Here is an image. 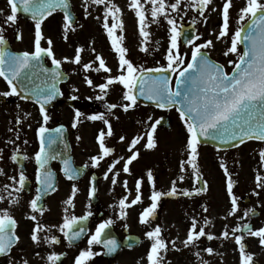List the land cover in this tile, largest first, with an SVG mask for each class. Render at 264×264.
<instances>
[{"label":"snow or ice","instance_id":"6c2138e0","mask_svg":"<svg viewBox=\"0 0 264 264\" xmlns=\"http://www.w3.org/2000/svg\"><path fill=\"white\" fill-rule=\"evenodd\" d=\"M7 4L10 7V13L6 15L4 24L9 26L16 25L18 13L21 9L25 14L30 15L34 22V50L20 53L8 50V40L4 34L5 28L0 26V77L6 81L10 89L0 93V96H19L21 99H28L30 95H35L36 103L40 105L44 124L37 131L40 146L34 156L37 165L36 181L39 187L36 190L37 195L30 201V208L34 214L27 218L36 222L30 236L33 243L37 246L47 244L51 247L60 244L61 239L56 235L41 236L40 233H47L49 229L39 223L35 213L43 215L44 209L39 205V202L49 191H55V174L48 164L50 160L56 159L57 156L52 155L50 152L51 145L55 143V140L51 135L46 137V133H49L50 130L44 126L49 120V116L45 111V104L54 99L56 93L59 92L56 87V81L61 78L59 70L62 61L55 57L51 38L46 41L47 47H42L41 42L45 39L42 25L57 10L62 11L64 38L66 40L67 33L75 30L73 24L76 21L70 11L69 0H7ZM211 4L212 0H174V2H171V0H129L128 7L137 18L139 35L143 38L141 51L148 52L147 45L150 42L151 33L147 29L150 23L159 24L161 18H163L167 22L170 32L169 47L165 54L166 65L154 68H138L127 58L128 49L123 44L124 21L121 8L113 0H84L85 16L91 14L88 11L89 7L103 6L102 26L111 41L112 49L118 54L119 60L118 71L120 74L117 76L109 75L105 83L96 85L100 93H102L96 99H104L109 88L112 85L119 84L125 90L123 92V100L127 101V103H123L119 107H122L125 112L137 106L139 97L151 101L159 109L175 108L188 134L186 141L188 158L186 161L181 162V172L185 171L186 166H190L194 183L203 184V187L189 191L187 189H178L177 182L174 180L170 191L167 193L156 191L154 177L151 170H149L147 176L153 188L150 197L152 202L149 207L141 212L139 217L141 224H150L151 219L155 217L162 196L175 197L182 195L192 197L207 191V181L203 180L198 165V146L202 140H218L221 144L235 147L245 143L247 140L255 139L264 142V0H246L245 5L240 9V27L232 34L230 47L223 53L225 57L230 54L237 57L236 60L228 61V64L232 67L231 72L227 71L223 64L213 62L209 58V54L204 51L214 46L211 39L203 43H196V41L201 39L200 35L188 37V34L183 32V28L177 26L176 16L173 15V13L179 15L182 7H187L196 11L200 17H205V11L208 10ZM231 7L232 0H226L222 8L223 23L216 37L217 40H222L229 35V10ZM212 10L215 11L214 8ZM97 19H100V17H97ZM245 21H248V23H243ZM204 22H207L206 17ZM118 31L121 33L120 35L117 34ZM182 33L192 49L191 59L187 63L186 54L182 55L179 50ZM16 39H22V34L17 33ZM241 44L244 45L242 52L239 50ZM82 52L83 48L78 47L74 57L71 59L64 57L63 62L81 64ZM93 52H95L94 48ZM44 57L51 58V62L55 66L51 69L50 81L44 80L42 82L44 86L35 85L29 90L28 85L34 83L32 76L37 73L50 72L44 66ZM95 61L99 62L98 67L94 68L93 63H85L83 64V70L85 72L90 70L100 72L103 70L105 73H111V68L106 65L105 60L100 55L95 56ZM154 73H159L160 75H152ZM173 75L175 76V87L172 85ZM25 81H27V84H25ZM86 82L89 86H93V81L87 77ZM22 93L26 94L22 95ZM71 99L75 100L77 97L73 96ZM106 107L111 113L118 105L112 103ZM82 115L80 111L75 113V119L72 123L73 128L77 127ZM86 118L90 121H102L107 129V131L104 129L99 131L97 136L99 154L91 157V166L98 167L102 160L112 155L115 151L113 148L106 146L105 143L106 137L113 136V126L104 113L89 115ZM148 120L151 121L152 117H148ZM161 120L162 118L156 119L149 125V130L146 133L147 142L144 145L146 149L150 150L157 147L155 134L157 126L161 124ZM55 131L62 135L64 129L61 127L55 129ZM77 139H80V137H77ZM119 139L123 142L125 137L121 136ZM143 139L144 136H137L131 140L128 147L131 155L127 159L124 157L114 159L104 174L105 179H108V173H113L112 184L115 185L117 183L119 172H113V170L121 160H124L122 171L130 174V165L140 155L139 151L134 149ZM16 151L18 152L19 150L17 149ZM259 156L261 165H264V149L260 150ZM11 159L15 162L18 157L14 154ZM22 159H28V157L24 156ZM63 165L62 170L68 180H76L81 175V170L72 167L69 159H64ZM87 167V164L84 165V168ZM220 167L224 170L227 177V191L231 197L229 215L234 216L239 211V206L237 197L233 195V181L226 165L221 163ZM3 174V169H0V175ZM184 178V175L178 177L181 182H183ZM9 179L13 182L12 185L5 184L3 188L7 191V196L12 198L10 203L17 204L20 199L19 194L26 190L28 178L21 171L18 180L15 176L9 177ZM255 179L257 187L264 188V176L258 173ZM94 180L95 177H93ZM142 183V180L136 181V195L130 203L126 196L120 199V219L127 217L128 213L126 210L128 208L142 202ZM124 187L127 189V181L124 182ZM78 191L79 189L73 184L72 194L65 201L67 206H75L74 198ZM95 194L96 188L93 183L89 191V200ZM5 200L6 197L0 195V202ZM207 210V207H204V211L207 212ZM64 211L67 213L68 207ZM250 215H255V209L245 210L241 219H247ZM91 216V211L79 217L66 214L63 217V223L53 227H57L69 245H71L88 234L85 222ZM113 223L112 219H108L96 226L94 233L88 236L87 247L82 249L79 255L75 257L74 264H88L95 255H98L92 250L94 245H102L109 254L116 252L119 247L117 240L106 237V229H109ZM210 223L211 221L205 218L204 224L201 226L197 218L193 216L186 239L182 241L183 245L186 248L195 246L202 237H206L208 240L217 239V237L205 230ZM17 226V220L7 209L0 210V255H9L13 247L19 243L20 237L16 232ZM246 235L257 238L259 246L264 248V227L256 229L251 223L242 225L238 223L236 227L230 230L225 225L220 238L224 240L234 239L239 251L240 264H255L253 253L247 250ZM145 236L151 242L146 256L147 264H164L163 254L169 250V247L162 237L161 227L157 225L151 228V230L145 232ZM171 244L173 248L176 247L175 241H172ZM204 251L209 255L214 254L212 247H207ZM36 255L39 256L40 253H36ZM61 255L55 251L48 254L46 257L48 264H57L61 260ZM195 255L199 257L200 253L197 252ZM8 264H15V262L9 260ZM23 264H28V260H23ZM201 264H209V262L201 258Z\"/></svg>","mask_w":264,"mask_h":264},{"label":"flooded vegetation","instance_id":"af4514ba","mask_svg":"<svg viewBox=\"0 0 264 264\" xmlns=\"http://www.w3.org/2000/svg\"><path fill=\"white\" fill-rule=\"evenodd\" d=\"M215 1L221 6L226 2V0ZM215 1L213 0L212 2L215 3ZM76 2V11L78 13L76 14L75 25H73L75 30L67 33L66 40L62 24H60V22L62 23L63 15L57 13L49 17L42 25L43 34L45 35L42 47H47L46 41L48 38H51L56 43L55 45L61 47V52L55 51L54 48L53 51L55 57L62 61L60 72L67 79L60 86L61 93L58 100H55L54 104L45 110L49 116V120L44 126L54 130L61 127L65 129L70 145L72 167L80 169L81 175L76 180H68L62 170L63 163H51L50 168L54 172L56 179L55 191H52L44 198L42 203L44 209L43 215L41 216L39 213H35V215H37L39 223L49 229L47 233L42 232L40 235H56L60 237L61 243L51 247L47 244L37 246L30 238L36 222L27 217L34 214L30 208V201L37 195L36 190L39 187L36 181L37 165L34 159L35 153L39 150L40 146L39 137L37 132H35L36 129H34L33 143L35 144H29L31 141L29 130L26 131V129L21 128L22 122L17 115L18 113L15 114L10 107L16 100L22 103L28 101L20 100L17 96H0V113H2L0 115V131L4 135H7L5 138L6 147H0V169H3L4 172L3 175H0V195L6 197L5 201L0 202V210L7 209L17 220L18 226L16 232L20 237L19 243L13 247L9 255H0V264H8L9 260L14 261L15 264H23V260L25 259L28 260V264H48L46 257L53 251L62 254L61 260L57 264H74L75 257L79 255L82 249L87 247L88 236L94 233L99 223L108 219H112L114 223L109 229H106V237L115 238L119 247L116 252L109 254L102 245H94L92 250L98 253V255H95L88 264H147L146 256L151 242L145 236V232L157 225L161 227L162 237L169 247V250L163 254L164 264H201V258L208 261L209 264H240L239 251L234 239L224 240L220 237L225 225L228 226L229 230L236 227L238 223L240 225L251 223L256 229L264 227V188H258L256 184L254 167L256 166L257 159H253L252 152L249 149L252 143H243L242 146L232 148V150H219L210 146L212 151L219 155V158L224 156L221 163L226 165L231 175L233 195L237 197L239 206V211L236 215H229L231 197L227 191V177L224 170L213 161L207 163L206 166L199 164L202 158L201 154H199V171L203 180L207 181V191L192 197L182 195L175 197L162 196L155 217L151 219L150 224H141L139 222L140 214L152 202L150 197L153 188L148 180V171L151 170L153 174L155 190L167 193L171 189L172 181L175 180L174 177L178 170L170 169L172 158L165 157V155L163 157V160H165L163 165L167 169H162L161 160L158 158L159 138L157 137V131L155 134L157 147L150 150L144 147L147 142L146 133L149 130V125L157 119L154 115L156 109L154 106H142L137 101L136 107L130 108L125 112L122 107H119V105L127 103V101L123 100V92L125 90L119 84L112 85L104 99H96L97 96L102 95L96 85L105 83L109 75L117 76L120 74L118 71V54L112 49L111 41L102 26L103 6L89 7L88 11L91 14L85 16L84 0H76ZM113 2L122 10L124 21L123 44L128 49L127 58L138 68L161 66L163 63L162 59H164L166 54L165 48L157 50L159 53V64L153 66L151 63L150 42L147 45L148 52L141 51L143 38L139 35L137 18L128 7L129 0H113ZM171 2H174V0H171ZM210 6L212 4L209 5V8ZM73 9L75 10L74 4ZM205 13H207V10ZM173 15L176 16L177 14L173 13ZM97 17H100V19H97ZM210 17L214 19L215 15L211 13ZM150 19L149 15V21ZM176 19L177 25H179L181 21L178 17ZM164 22L161 19L159 24L150 23L149 28L155 27L161 29ZM190 24L197 23L190 22ZM2 26L5 28L4 34L8 40V48L12 51H20L18 45L22 42V39H16L17 33H21V27L18 22L13 26L7 24H3ZM26 26L31 29V33L34 32L33 23L28 22ZM117 34L120 35L121 33L118 31ZM29 47V49L24 51H33L34 43L30 44ZM78 47L83 48L81 64L63 62L64 57L73 58ZM93 48L95 52H93ZM96 55H100L105 60L106 65L112 70L111 73H105L103 70L100 72L91 70L85 72L83 70V64L85 63H93L94 68L98 67L99 62L95 61ZM226 66L227 70L230 67L228 62ZM45 67L48 69L55 67L51 62V58L46 57ZM86 77L93 81V86L87 84ZM39 82L40 78L38 79V85H40ZM9 90L6 81L0 77V93ZM73 96L77 97V99H71ZM112 103L117 104L118 107L110 113L106 106ZM35 107L39 110L38 120L40 122L38 124H44L40 106L35 105ZM77 111H80L83 115L77 127L73 128L72 123ZM97 113H104L113 126V136L106 137L105 143L106 146L113 148L115 151L112 155L102 160L98 167H92L91 157L99 154L97 142L99 131L101 129L107 131L102 121H90L86 118L89 115ZM148 117H152V120L149 121ZM11 125L15 126L14 133L20 139L17 143L9 145L7 139H12L11 135H13L10 130ZM158 128L159 126H157V130ZM121 136L125 137L123 142L119 139ZM137 136H144V139L134 149L135 151H139L140 155L130 165V174L122 171L124 160H121L116 165L113 172H119V176L117 177V183L113 185V173H108V179L104 178V174L114 159L119 157L127 159L131 155L128 147L131 140ZM77 137H80V139H77ZM60 138L61 134H56V139ZM0 140L2 139L0 138ZM200 146L203 145H199L198 148ZM204 147L210 148L209 146ZM17 149L19 150L18 152L16 151ZM14 154L18 157L15 162L11 159ZM165 154H167V150ZM209 155L215 157L213 152ZM24 156H27L28 159H22ZM187 158L188 154L182 161H186ZM86 164L88 167L84 168ZM185 169L187 178L183 182H177V188L192 191L194 188L203 187L202 183H194L191 167L186 166ZM21 171L28 178L26 190L19 194V203L11 204L10 200L12 198L7 196V191L4 190L3 186L5 184L12 185L13 182L9 177L15 176L18 180ZM93 177H95L94 181ZM162 177H170L171 182L168 184L167 181L162 180ZM137 180L143 181L141 186L142 202L128 208L126 210L128 213L127 217L120 219L119 201L126 196L130 203L135 198ZM125 181H127V189L124 187ZM93 183L96 188V194L89 200V191ZM73 184L79 189L74 198L75 206L64 207L63 203L72 194ZM166 188L169 189L166 190ZM101 198L103 199L101 200ZM66 207H68L67 213L64 211ZM204 207H207V212L204 211ZM247 209H255V215H250L249 218L242 220L241 217ZM88 211L92 212V216L85 222L88 234L69 245L58 228L53 226L62 224L63 217L66 214L79 217L85 215ZM193 216L197 218L201 226L204 224L205 218L211 221L205 230L213 234L217 239L208 240L206 237H202L197 241L195 246L186 248L182 241L186 239ZM172 241L176 242L175 248L172 247ZM245 243L248 251L250 250V245L255 247L257 255H260L261 264H264V248L259 246L258 239L246 235ZM207 247L214 249L213 255H209L204 251ZM197 252L200 253L199 257L195 255ZM36 253H40V255L37 256ZM255 264L260 263L255 261Z\"/></svg>","mask_w":264,"mask_h":264},{"label":"rangeland","instance_id":"374dc122","mask_svg":"<svg viewBox=\"0 0 264 264\" xmlns=\"http://www.w3.org/2000/svg\"><path fill=\"white\" fill-rule=\"evenodd\" d=\"M72 2L74 4L75 12H77L76 11L77 2L76 0H72ZM245 3H246V0H233L232 7L229 10L230 12L229 35L223 38L222 40H217L216 38L219 34L220 28L223 23V18H222L223 6L217 3V1H215V3L212 2V6H210V8L207 10V13H205V17L207 18L206 23L204 22L205 17H200L198 13L192 9H188L187 7H182L181 13L179 15H176V17H178L181 21L179 25L177 26L180 27L181 23L182 24L190 23V22L193 23V21H195L197 23L194 25L195 29H197L196 35H200L201 37V39L196 41V43L198 44L203 43L204 41L211 39L213 41L214 46L204 51L208 52L214 60H218L219 62L223 63L225 68H227L226 63L229 60H236L237 57L232 54L225 57L223 53L230 47L232 34L240 27L241 22L239 21V12H240V9L245 5ZM213 8L215 9V11L212 10ZM9 13H10V7L7 4V0H0V25L1 26L4 24V19L6 15ZM211 13L215 15L214 19H211L210 17ZM18 24L21 27V34H22V42L18 45V47L20 48V51H24L30 48L29 47L30 44L34 43V32L32 33L30 32L31 29L26 26L28 25V22L26 20H22L19 16H18ZM60 24H62V28H63V20H62V23L60 22ZM147 30L151 33L150 38H149L150 39V52L152 53L151 63L153 64V66H155L156 64H159L158 62L159 53L157 52V50L158 49L163 50V48H165V51H167V48L169 47V36H170L169 26L167 25V22L165 21L161 29L150 27ZM42 32H43V28H42ZM44 38H45V35H44ZM41 44H43V40ZM55 44L56 43L53 41L54 50L57 52L58 51L61 52V47ZM179 44H180L179 50L181 54L182 55L186 54V63H187V61L191 59V50H192L191 45H185L184 47L181 44V40ZM62 50H63V47H62ZM239 50L242 52V48L240 46H239ZM162 62H163L162 65H166L167 61L165 57L164 59H162ZM230 69H232L231 66L228 67L227 70L230 71ZM174 80H175V76H174L173 81ZM10 107L12 111H14L15 114L18 113L17 115L18 117H20L21 122H22L21 128L26 129V131L29 130L30 132L29 138L31 139L29 144H35L33 143L34 129H36L35 132H37L39 127L43 125V124H38L40 122L38 120L39 110L31 103H28V102L22 103L21 101H17V100L13 104H11ZM1 114L2 113H0V115ZM154 115L157 117V119L165 118L166 116L171 119V126H172L171 129L165 130L164 128L159 127L157 130V134H158L157 137L159 138L158 158L161 160V165H162L163 170L167 169V167L163 165L165 161L163 160L164 155L165 157L172 158L170 169L178 170L174 179L176 182L180 183L178 179L180 175H184V177L187 178L186 171L181 172V167H180L182 159L186 157V155L188 154L186 151V141H187L188 134H187L185 125L183 121L180 120L179 114L176 110H172V111H168L164 113L156 108ZM14 127H15L14 125L13 126L11 125L10 127V130L12 131L13 135H11L12 139H7L9 142V145L11 143H17V141L20 139L17 137L18 135L14 133L15 131ZM6 137L7 135H4L2 131H0V138L2 139L0 140V147L2 146L6 147V144H5ZM249 149L252 152L251 155L253 159H257L256 166L254 167L255 175L259 173L260 175L264 176V165H261L260 156H259L260 150L264 149V144L253 142L249 146ZM166 150H167V154H165ZM198 151L202 157L199 164L203 166H206L207 163H211V161L216 162L217 165H220L221 160L224 157L222 155L223 157L219 158L218 157L219 155L215 153L214 151H212L211 147L208 148V147L200 146V148H198ZM209 152L210 153L213 152V155L215 157L210 156ZM240 157L242 158V156ZM162 180L167 181L168 184L169 182H171L170 177H162ZM168 189L169 188H166V190ZM102 199L103 198H101V200ZM63 206L64 207L67 206L65 202L63 203ZM249 251L253 253L255 261L261 264L260 255H257V251L253 245H250Z\"/></svg>","mask_w":264,"mask_h":264},{"label":"water","instance_id":"95a60500","mask_svg":"<svg viewBox=\"0 0 264 264\" xmlns=\"http://www.w3.org/2000/svg\"><path fill=\"white\" fill-rule=\"evenodd\" d=\"M70 11H71V9H70ZM62 13H63V12H62ZM18 15H20V16L26 18V19H31L30 15L25 14V13L22 11V9H21V11L18 13ZM72 15H73V14H72ZM31 20H32V19H31ZM247 23H248V22H247ZM247 23H246V24H247ZM182 28H183V32L188 34V37H191V36L195 35V29H194L193 26H186V27L184 26V27H182ZM181 40H183V43L187 44V42H186V37H185V35H184L183 33H182V35H181ZM241 45H242V48H244V45H243V44H241ZM152 75H160V74H159V73H154V74H152ZM31 78H32V80H33L34 83L28 85L29 90H30L32 87H34V86H35V83H36V77H35V75L32 76ZM25 84H27V81H25ZM59 84H60V81H58L57 84H56V87H57V88H58ZM21 87H23V85H21ZM58 89H59V88H58ZM24 94H26V93H22V95H24ZM138 99H141V100H142V103L153 104L151 101H147V100H145L143 97H139ZM24 100H26V99H24ZM27 100H31V101L36 102V97H35V95H30L29 98H28ZM53 101H54V99H52L49 103L45 104V106L50 105ZM153 105H154V104H153ZM165 110H166V109H165ZM168 121H169L168 119L164 120V121L161 123V125L168 126V124H169ZM168 127H169V126H168ZM48 135H51V136L53 137V139L55 140V143H53V144L51 145L50 152H51L52 155L57 156L56 159H53V160H50V161H49L48 166H50V162H51V161H59V162H62V163H63V160H64V159H69L70 162H71V155H70V152H69V144H68V141L66 140V138H65V137L62 138V146H61V145H58V142H57V139H56V136H55V132H54V131H50L49 133H47V134H46V137H47ZM253 140H255V139H253ZM253 140H247V141H253ZM256 141H257V140H256ZM201 143H202V144L212 145V146L218 147V148H220V149H221V148H224V149H232V147H234V146H229V145L221 144L218 140H202ZM65 145H67V147H65ZM71 164H72V162H71ZM54 186H55V185H54ZM49 192H50V191H49Z\"/></svg>","mask_w":264,"mask_h":264}]
</instances>
